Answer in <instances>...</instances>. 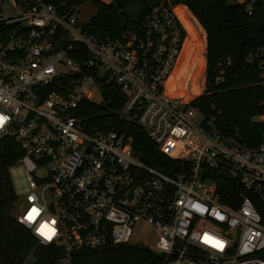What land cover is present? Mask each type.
<instances>
[{
  "label": "built area",
  "instance_id": "2783aa9c",
  "mask_svg": "<svg viewBox=\"0 0 264 264\" xmlns=\"http://www.w3.org/2000/svg\"><path fill=\"white\" fill-rule=\"evenodd\" d=\"M235 2L247 13L264 9V0ZM165 3L147 15L143 36L109 39L47 0H0V138L12 136L22 149L28 185L13 216L68 259L136 244L161 255V264H264V224L252 199L264 206V113L254 116L260 141L247 148L221 136L190 104L195 96H172L167 83L186 33ZM245 60L258 66L264 89V47ZM108 81L125 94L119 114L179 161L177 169L147 164L124 131L84 130L77 105L95 102L93 87L102 98ZM51 83L56 89L46 90ZM217 169L242 190L236 208L219 201ZM141 226L153 244L133 241Z\"/></svg>",
  "mask_w": 264,
  "mask_h": 264
},
{
  "label": "trees",
  "instance_id": "16d2710c",
  "mask_svg": "<svg viewBox=\"0 0 264 264\" xmlns=\"http://www.w3.org/2000/svg\"><path fill=\"white\" fill-rule=\"evenodd\" d=\"M84 1H90L95 7L85 28L95 35L112 39L128 32L143 36L147 15L164 0H47L64 14L73 13V7ZM165 2L170 7H186L205 34L204 89L191 99L190 104L212 119L221 136L247 148L256 147L260 141V126L252 118L264 113V89L258 66L245 58L264 47V9L257 4L247 13L242 5L232 0ZM179 27L184 37L185 31ZM100 87L101 102L82 99L77 105L76 114L84 130L88 133L124 131L131 137L135 152L147 164L164 171L177 169L179 161L159 153L139 124L119 114L126 98L121 88L112 81L103 82ZM53 89H56L54 83L46 87L48 91ZM22 154L12 136L0 138V264H59L65 258L62 248L39 244L13 216L17 195L9 170ZM217 173L219 177L211 176V179L216 182L219 201L229 208H236L242 190L226 171L217 169ZM252 199L264 224V206L254 196ZM161 262V255L136 244L81 249L73 252L69 259L70 264Z\"/></svg>",
  "mask_w": 264,
  "mask_h": 264
},
{
  "label": "rangeland",
  "instance_id": "374dc122",
  "mask_svg": "<svg viewBox=\"0 0 264 264\" xmlns=\"http://www.w3.org/2000/svg\"><path fill=\"white\" fill-rule=\"evenodd\" d=\"M101 1L109 2L110 0ZM232 1L235 2V0ZM175 8L182 21L181 25L185 29L186 35L180 57L178 58L177 64H175L173 73L168 81V91H170L174 97H194L200 94L204 89L206 64L205 34L203 30L195 24L194 17L192 16V18L191 15L187 13V11H190L186 7L177 6ZM73 9V13L77 16L79 22L81 23L87 22L95 13V7L90 1H84L79 5H75ZM91 93L93 94L92 99L95 102L99 103L102 101L100 93L98 91L95 92L94 87L91 88ZM252 120L257 121L255 117H253ZM9 172L16 195L24 197L27 192L28 185L23 164L17 163L10 168ZM13 213L16 216L18 211L13 210ZM132 239L133 241H144L151 244L155 241L151 229L145 226H141L136 229ZM59 264H70L69 259L64 258L59 262Z\"/></svg>",
  "mask_w": 264,
  "mask_h": 264
},
{
  "label": "snow or ice",
  "instance_id": "6c2138e0",
  "mask_svg": "<svg viewBox=\"0 0 264 264\" xmlns=\"http://www.w3.org/2000/svg\"><path fill=\"white\" fill-rule=\"evenodd\" d=\"M0 123H2V119H0ZM35 211H36V210L33 209V210H32V213L34 214ZM33 214H30V215L28 216V219H29V220L33 219ZM41 234L44 235L45 233L42 231ZM47 238L50 239V238H51L50 235H49Z\"/></svg>",
  "mask_w": 264,
  "mask_h": 264
},
{
  "label": "bare ground",
  "instance_id": "6f19581e",
  "mask_svg": "<svg viewBox=\"0 0 264 264\" xmlns=\"http://www.w3.org/2000/svg\"><path fill=\"white\" fill-rule=\"evenodd\" d=\"M176 15H177L178 19L180 20V22L182 23V21H181L180 17L178 16L177 12H176ZM184 43H185V41H184ZM179 57H180V56H179ZM176 64H177V62H176ZM167 84H168V83H167Z\"/></svg>",
  "mask_w": 264,
  "mask_h": 264
},
{
  "label": "crops",
  "instance_id": "0c3cea01",
  "mask_svg": "<svg viewBox=\"0 0 264 264\" xmlns=\"http://www.w3.org/2000/svg\"><path fill=\"white\" fill-rule=\"evenodd\" d=\"M191 15H192V13H191ZM193 16V15H192ZM194 17V16H193Z\"/></svg>",
  "mask_w": 264,
  "mask_h": 264
}]
</instances>
